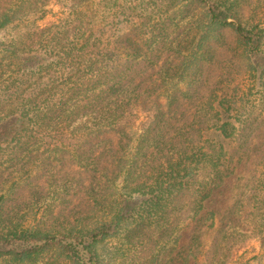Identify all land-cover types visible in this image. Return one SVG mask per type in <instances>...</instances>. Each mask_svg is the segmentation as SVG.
<instances>
[{"label": "trees", "instance_id": "1", "mask_svg": "<svg viewBox=\"0 0 264 264\" xmlns=\"http://www.w3.org/2000/svg\"><path fill=\"white\" fill-rule=\"evenodd\" d=\"M122 1L111 0L112 9L110 0H0V31L16 30L0 42V243L21 246L3 254L6 262L56 248L77 264H116L98 247L123 236L115 251L136 250L135 264H225L235 235L243 236L241 214L264 209L255 184L243 194L249 210L237 217L233 192L240 167L264 158V110L241 114L242 104L243 118H233L236 94L222 89L220 96L210 70L217 49L225 50L232 53L226 62L241 58L264 87L257 61L264 29L242 23L244 0H161L153 8L148 0L141 8ZM52 2L65 16L43 27ZM197 4L202 16L186 20ZM225 31L234 33L232 49ZM141 113L146 122L137 133ZM231 141L235 149L226 150ZM34 152L53 158L50 167L77 169L76 182L61 183L78 185L83 214L63 235L10 226L4 212L12 189L27 183L6 174H27L24 160ZM117 183L118 208L87 227ZM203 232L212 234L209 246Z\"/></svg>", "mask_w": 264, "mask_h": 264}, {"label": "rangeland", "instance_id": "2", "mask_svg": "<svg viewBox=\"0 0 264 264\" xmlns=\"http://www.w3.org/2000/svg\"><path fill=\"white\" fill-rule=\"evenodd\" d=\"M126 1L128 0L122 1L123 7L126 5L129 6V4L124 3ZM143 1L145 0L136 1V3L139 4L138 8L146 6L145 4H141ZM158 1L161 0H148V3L153 8ZM213 2H215V0H211L210 3L212 4ZM107 6L112 9L118 7H113L111 0ZM46 9L48 10L46 18L39 22L43 27L56 23L65 16L63 8H61L57 2L50 3ZM204 11V7L197 4L186 11V20H197L202 16L201 13ZM238 11L240 20L245 26H259L258 28L264 29V0H244L243 6L239 7ZM15 32L16 30L13 29V27L0 31V42L11 40ZM225 33V40L230 49H232L235 41L234 33L231 31H225ZM262 42L264 44V39ZM230 54L232 53L228 54L225 50L219 51V49H217L216 63L210 68L211 75L214 78L211 79V81L217 82V90L220 96H223L222 89H226L228 92L236 94L237 103L234 105L233 118L241 119L243 117L238 115L237 110L240 109L238 106H241L242 104L246 107H242L240 110L241 114L242 112H245L246 108L252 109L255 106L264 110V104H262L260 97V94L264 96V87L261 86L260 89L259 85H256V78L249 75L245 69V62L241 58H233L231 62H226V60L230 58ZM257 61L263 65L264 55H258ZM262 83L264 84V79ZM244 94L245 97L243 98ZM145 122L146 115L141 113L134 125L137 133H140ZM220 139V136L217 138L213 136L211 140H216L218 142ZM210 144L214 145L213 142ZM227 147L226 150H233L235 149L236 144L234 141H231ZM42 151L43 149H41L40 153ZM40 153H38L39 156H36L37 152H34L29 157L25 158L24 161L27 166V174H24L21 165H18L16 170H21L22 172H15L14 174L5 173L6 175L13 176V178L20 175L21 180L27 183L24 186L17 184L18 186L16 185V187L12 189L14 192L10 194V200L6 205V211L4 212L5 214L9 213L10 220L13 222L12 224L9 223L10 226H15V224H17L18 227H36L38 230H48L50 228L49 230H52L50 233L63 235L65 234L63 228L68 227L73 223L77 224L78 217L83 214V207H81L80 204L81 198H79L80 190L75 183L77 169H62L60 165L50 167L48 162H52L53 158L49 159V161H45L46 155ZM263 167L264 158L262 159L261 156L259 160L253 161L251 159L245 167H240V173H237V175L240 176V179L236 189L233 191L236 196L235 200H239V202H236L237 217L240 215L241 211L246 213L249 210V203H247V198L243 194L246 191L248 192L253 185L256 184L255 188L257 189V192L260 194L261 198H264ZM51 174L54 176V180L52 184H48L45 182V178ZM65 178H73L75 182L72 185L61 183ZM247 178L249 181H247ZM113 185L114 186L109 189L107 195L105 193L101 197V202L106 203V207L104 209H101L102 207H100V212L97 211L87 218V227L93 226L94 223L101 219V216L104 218V212L109 210L111 214L112 209L115 210L118 208V202L120 201L119 193H122L123 190H121L120 184L117 183ZM1 188L3 187L0 186V189ZM141 201H143V198L138 197L137 203ZM242 202L247 204V209L243 208ZM131 205L134 207V203ZM241 216L242 218L237 222V231L241 232L243 236L239 237L237 234L235 235V239H238L237 246L225 264H264V209H261L254 215H249L248 217H245L244 214H241ZM154 236L152 238H154ZM203 236L206 244L209 246L211 243V232H203ZM123 241V236L108 238L106 241L99 244L98 252L105 258L113 255L115 258V261L113 262L116 264H135L136 262H139L141 256L136 250L127 253L115 251L116 247L122 246ZM20 247V245L17 246L11 243H0V264H16L9 260L6 262L5 258H9V256H3V254L13 248L19 249ZM23 264L77 263L74 262V260L66 259L62 256L60 250L53 248L33 257L30 261H26Z\"/></svg>", "mask_w": 264, "mask_h": 264}]
</instances>
